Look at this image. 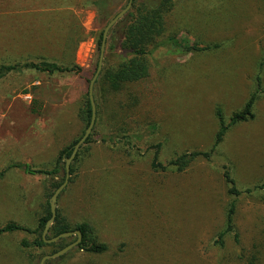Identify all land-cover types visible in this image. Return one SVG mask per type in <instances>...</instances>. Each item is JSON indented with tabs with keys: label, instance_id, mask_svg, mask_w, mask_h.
<instances>
[{
	"label": "rangeland",
	"instance_id": "374dc122",
	"mask_svg": "<svg viewBox=\"0 0 264 264\" xmlns=\"http://www.w3.org/2000/svg\"><path fill=\"white\" fill-rule=\"evenodd\" d=\"M89 1L0 0V63L46 58L81 68L53 74L21 69L0 79V172L17 165L0 176V224L36 226L35 212L51 182L25 166H51L85 129L77 111L96 68L98 34L110 18L99 23ZM126 2L113 0L114 14ZM164 19V36L175 35L179 45L153 52L144 79L103 95L102 125L94 121V141L77 149L87 148L56 201L72 224L90 220L108 249L93 254L74 247L49 264H245L220 263L210 240L222 229L231 200L221 166L227 165L242 190L264 178V93L254 104L255 117L232 125L210 160L198 158L182 172L155 170L148 147L161 143L163 163L211 147L219 126L216 108L227 122L255 86L264 50V0H175ZM193 41L220 46L185 52ZM259 75L264 88V66ZM102 130L139 139L103 142ZM234 217L246 253L264 234V190L237 197ZM25 234L0 236V264H31L16 244ZM235 248L228 237L226 253Z\"/></svg>",
	"mask_w": 264,
	"mask_h": 264
},
{
	"label": "trees",
	"instance_id": "16d2710c",
	"mask_svg": "<svg viewBox=\"0 0 264 264\" xmlns=\"http://www.w3.org/2000/svg\"><path fill=\"white\" fill-rule=\"evenodd\" d=\"M89 3L94 7L95 17L99 23H106L107 19L114 14L112 7L113 0H90ZM175 5V0H132L130 8L120 17L108 30L106 37V52L102 60V67L99 72V96L95 97L96 104V125L101 124V110L104 100L103 95L107 92H117L124 83H132L144 79L149 74L150 61L149 58L158 48L168 44L179 45L175 39V35L164 36L166 33V22L164 15L172 10ZM122 23L119 32L115 31V26ZM101 30L98 34L97 45L100 46ZM219 43L200 45L197 41H193L184 47L185 52L207 51L219 47ZM116 61V62H114ZM264 66V50L263 57L258 63L259 72L255 77V86L248 95L243 106L231 112L228 121L224 120L222 109L217 107L215 115L219 121L218 129L214 136V141L208 150H191L176 154L167 162L163 163L159 160L158 153L161 143L157 142L150 145L148 148L153 149V158L151 167L155 170H173L176 172L184 171L188 165L198 158L210 160L216 151L217 146L223 140L226 132L239 122L252 120L255 117L254 103L264 93V88L260 79V71ZM31 69L38 72L53 73H71L77 72L81 68L76 64L60 63L55 60L46 58H30L25 61H14L9 63H0V79L11 71ZM102 98V99H101ZM78 118L84 123L85 127L88 124L91 115V107L87 92L77 111ZM99 131V130H98ZM100 139L103 142H122L124 144L131 143L132 139H139L137 134H111L102 130ZM97 133L96 129L87 136L85 142L94 141L93 134ZM73 142L61 149L49 167L32 168L30 165L25 166V170L30 174H40L47 177L51 184L47 187V192L44 194V201L38 205V211L35 212L36 226L30 228L27 225L16 221H6L0 224V236L8 235L13 232H25L16 242L17 247L21 251L27 253V257L31 264H37L40 257L44 254H50L71 241H67V237L58 239L55 242H45L42 238V230L46 220L50 216L48 199L53 190L64 179V167L62 166L63 157H67L71 153ZM85 148L84 150H86ZM84 150H79L74 161L70 165L69 182L73 180L75 175V162ZM17 165H9L6 169ZM222 176L227 186V193L231 200L228 202L222 229L218 230L210 240L212 246H216L220 251V263L236 260L237 262H245V264H264V234H261L260 240L253 242L251 248L245 253V250L240 247V234L235 224L236 200L242 193H252L257 190H264V178L251 187H246L243 190L239 189L235 180L228 171L227 165L223 164ZM60 176V180L55 178ZM65 191V190H64ZM73 225V226H72ZM79 229L82 237L76 248L88 253L101 254L107 251L108 246L101 241L95 226L90 220L83 219L74 224L71 223L68 215L61 211L56 206V216L53 223L50 225L46 238L55 236L67 230ZM230 237L234 242L235 249L231 254L226 253L227 238ZM61 255L60 257H62ZM59 257V258H60ZM51 260H46L45 264H49ZM226 264V263H221ZM236 264V263H235Z\"/></svg>",
	"mask_w": 264,
	"mask_h": 264
},
{
	"label": "water",
	"instance_id": "95a60500",
	"mask_svg": "<svg viewBox=\"0 0 264 264\" xmlns=\"http://www.w3.org/2000/svg\"><path fill=\"white\" fill-rule=\"evenodd\" d=\"M131 2H132V0H127L126 5L123 6L122 8H120L115 14H113L109 18V20L107 21V23L105 24V26L103 28L96 68H95V71L93 72V75L90 78L89 83H88L87 95H88V99H89L90 107H91L90 119H89L88 124L85 127L82 135L73 144L70 155L65 159L63 181L53 190V192L51 193V195L48 199L50 216L46 220V223H45L44 228L42 230L43 240L45 242H55L60 238L69 237L73 234L76 235V237L74 240H72L71 242H69L68 244L63 246L62 248H60V249H58V250H56L50 254L42 255L37 264H45L46 260L54 259V258H57V257L63 255L64 253L69 251L71 248L76 247L78 245V243L81 241L82 234H81V231L79 229L67 230V231L61 232L55 236H52L50 238H46L45 236L48 232L50 225L53 223L54 218L56 216L57 197L60 194V192L63 190L64 186L66 185V183L68 181V178L70 175V172H69L70 161L75 156L76 151L79 148V146L85 142L87 136L90 134V132L92 130V127H93V124L95 121L96 108H95V102H94V98H93V85H94V82L96 81V79L99 75V72L101 70V67H102L103 53H104L105 41H106L108 30L130 8Z\"/></svg>",
	"mask_w": 264,
	"mask_h": 264
},
{
	"label": "crops",
	"instance_id": "0c3cea01",
	"mask_svg": "<svg viewBox=\"0 0 264 264\" xmlns=\"http://www.w3.org/2000/svg\"><path fill=\"white\" fill-rule=\"evenodd\" d=\"M256 102V101H255ZM255 104V103H254Z\"/></svg>",
	"mask_w": 264,
	"mask_h": 264
}]
</instances>
